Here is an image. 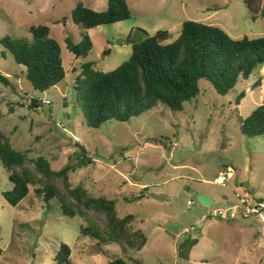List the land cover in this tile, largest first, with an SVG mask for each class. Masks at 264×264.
<instances>
[{"label":"rangeland","instance_id":"1","mask_svg":"<svg viewBox=\"0 0 264 264\" xmlns=\"http://www.w3.org/2000/svg\"><path fill=\"white\" fill-rule=\"evenodd\" d=\"M127 1L130 19L89 30L93 48L84 60L98 70H113L129 59L130 34L138 42L145 32L168 30L166 42H172L187 20L219 26L234 38L264 36V0H253L256 11L245 0ZM78 2L99 11L108 5V0H0V40L30 38L32 25H49L67 71L57 86L35 89L25 67L0 42V70L13 83L0 82V129L15 149L48 158L54 169L88 149L94 160L71 172L70 180L117 199L119 215L134 214L133 227L143 229L148 242L127 251L117 243L101 245L83 236L81 227L89 220L105 227L103 214L91 209L87 219L67 217L57 199L48 209L34 186L18 206L11 205L2 193L13 184L0 160V264H58L61 243L80 264H107L115 257L128 264H264V209L249 214L246 209L264 203V134L241 131L243 119L264 102V65L250 78H239L226 95L202 79L200 94L180 111L159 103L127 121L91 128L75 99L84 60L67 46L68 37L82 39L83 29L71 17ZM242 91L246 96L238 104ZM33 99L41 106L33 107ZM222 174L228 180L218 182ZM193 191L211 197L213 205H203Z\"/></svg>","mask_w":264,"mask_h":264},{"label":"trees","instance_id":"2","mask_svg":"<svg viewBox=\"0 0 264 264\" xmlns=\"http://www.w3.org/2000/svg\"><path fill=\"white\" fill-rule=\"evenodd\" d=\"M245 2L255 10L253 0ZM71 17L83 32L79 42L68 37L67 46L77 59L84 60L93 48L89 30L128 20L132 17V11L127 0H108L107 8L101 11L78 2ZM29 32L30 38L7 35L0 42L15 61L25 67L26 78L32 86L46 91L67 77L63 49L59 41L51 36L49 25H32ZM169 38L168 30H158L153 35L145 32V37L138 42L130 34L127 40L132 44L131 56L110 71L96 69L92 60L81 63V72L74 84L75 99L83 109L89 127L99 128L111 120L127 121L156 108L159 103L173 111H180L185 102L200 94L202 79L210 82L219 94L226 95L235 89L239 78H250L264 65V36L234 38L219 26L187 20L178 38L166 42ZM3 55L6 53L3 52ZM0 82L13 86L11 76L1 70ZM260 83L261 77L256 86ZM245 96L246 92L242 91L237 95L236 102L240 104ZM32 101L33 107L41 106L37 99ZM241 131L251 137L264 134V102L243 119ZM0 160L13 184L10 190L2 193L11 205L18 206L34 186L48 209L51 200L57 199L62 213L67 217L86 218L87 211L91 209L105 216V227L95 220H89L87 225L81 227L83 236L96 239L101 245L117 243L125 251L128 247L140 250L147 244L148 236L144 230L133 227L135 215H119L117 199L94 195L84 184L75 185L70 180L71 172L94 160L88 149L80 148L74 161L71 159L62 168L54 169L48 158H30L28 153L15 149L9 137L0 129ZM71 255V247L61 243L55 260L58 264H80L74 262ZM107 264L128 262L122 257H115Z\"/></svg>","mask_w":264,"mask_h":264},{"label":"built area","instance_id":"3","mask_svg":"<svg viewBox=\"0 0 264 264\" xmlns=\"http://www.w3.org/2000/svg\"><path fill=\"white\" fill-rule=\"evenodd\" d=\"M226 180H228V177L226 176V175H219L218 176V178H217V181L218 182H224V181H226ZM247 214H249V213H251V212H253V211H258V210H260V209H264V203L263 202H258L257 203V205H256V207H249V206H247ZM214 213H216V211H214ZM214 213H211L212 215H216V214H214ZM220 214L222 213V211H220L219 212Z\"/></svg>","mask_w":264,"mask_h":264},{"label":"water","instance_id":"4","mask_svg":"<svg viewBox=\"0 0 264 264\" xmlns=\"http://www.w3.org/2000/svg\"><path fill=\"white\" fill-rule=\"evenodd\" d=\"M193 193L198 198V200L206 207H211L213 205L214 201L211 197H208L207 195L197 191H193Z\"/></svg>","mask_w":264,"mask_h":264}]
</instances>
